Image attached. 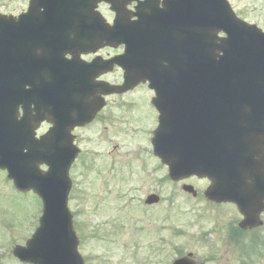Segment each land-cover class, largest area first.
Here are the masks:
<instances>
[{
    "label": "water",
    "instance_id": "obj_1",
    "mask_svg": "<svg viewBox=\"0 0 264 264\" xmlns=\"http://www.w3.org/2000/svg\"><path fill=\"white\" fill-rule=\"evenodd\" d=\"M119 1L31 0L19 19L0 18V170L8 171L19 191L37 194L44 206L32 240L15 251L22 262L84 264L68 210L69 170L78 154L72 131L90 123L103 107L100 93L125 92L149 82L160 112L155 154L173 180L210 177L207 196L218 202L235 200L232 187L243 171L236 162L253 150L258 136L253 124L261 120L264 125V110L259 119L242 111L256 108L244 98L264 97V33L239 20L227 0H167L163 10L152 12L141 6L135 22L117 6ZM102 2L117 12L113 26L96 11ZM29 25L42 26L47 35L42 40L46 84L37 94L27 90L28 82L14 79L11 68L12 44L31 40L22 37ZM221 32L227 37L220 38ZM106 45L126 47L124 56L107 63L124 68L123 87L95 83L99 63L80 60L81 54ZM67 55L73 59L66 60ZM20 105L25 116L18 120ZM43 120L53 128L38 141L34 131ZM42 164L47 172L40 170ZM246 170L252 176L253 167ZM158 201L152 196L148 202ZM175 264L194 263L182 259Z\"/></svg>",
    "mask_w": 264,
    "mask_h": 264
},
{
    "label": "rangeland",
    "instance_id": "obj_2",
    "mask_svg": "<svg viewBox=\"0 0 264 264\" xmlns=\"http://www.w3.org/2000/svg\"><path fill=\"white\" fill-rule=\"evenodd\" d=\"M229 2L239 17L264 29V0ZM27 5L28 0H0V13L16 16ZM101 11L109 16L107 8ZM110 78L122 80L121 74ZM127 97L149 98L150 93L142 89ZM109 110L104 113L108 120L78 132L83 153L71 173L69 208L86 264H166L180 252L206 264H264V246L258 247L259 255H247L249 249L245 254L239 242L249 238L235 239L234 227L227 226L233 220L228 206L212 205L202 193L193 198L182 184L166 179L167 169L152 155L151 121L126 119L122 112L109 116ZM143 123L147 130L139 128ZM6 177L0 172V264H17L6 245L28 239L41 202L16 193ZM195 184L198 190L202 186ZM153 193L161 201L148 207L145 200Z\"/></svg>",
    "mask_w": 264,
    "mask_h": 264
},
{
    "label": "flooded vegetation",
    "instance_id": "obj_3",
    "mask_svg": "<svg viewBox=\"0 0 264 264\" xmlns=\"http://www.w3.org/2000/svg\"><path fill=\"white\" fill-rule=\"evenodd\" d=\"M148 1V2H147ZM164 0H126L124 4L125 8L128 10V13L133 14L134 11H136V8L139 6V3H146L147 6L150 7H159L162 8ZM101 10L104 8L108 9L109 16L108 20L113 21L115 18V13L111 12L109 10V6L102 4L99 7ZM27 37L29 39H40L39 47L37 48V42L38 41H27L25 43H13L12 45V72L13 77L16 79V77H19V80L21 83L28 82L29 85H27V90H31L33 87V93L37 94L38 92L41 93L40 89L43 85L46 84V49L44 50V44L42 43L43 39L47 38L46 34L40 33H28ZM124 48L120 47L118 49H113L110 47H106L104 49H101L96 54H90V55H84L82 57V60L85 62H92L95 58H102L103 60H111L116 56H119L123 54ZM44 74V76H43ZM114 74H121L122 80H123V72L120 67L115 66L114 70L110 74L103 75L100 80L109 81L113 84H121L123 81H113L110 77ZM44 78V80H43ZM33 81L36 83H31ZM40 88V89H37ZM143 88V85H140L136 89L123 94V95H110L105 97L106 104L103 108V110L97 115L95 121L85 127V128H76L75 129V135H76V144L78 145V132L81 130H85L93 126L95 123H97L101 118H104L106 120L109 119V117L105 116L104 113H106L107 110H109L108 115L113 116L119 113H123L126 115V119H130L134 117L132 120H135V118H142L143 120H149L151 121L150 127H155V125L158 123V117L159 114L157 110L155 109L154 103H153V97L150 96L149 98L146 97H134L129 99L127 96L136 90ZM252 102H264V98H250ZM22 113V109L20 110ZM137 121V120H136ZM147 123L141 124V127L139 128L143 130H147L146 128ZM258 127L263 131L264 125L259 123ZM146 128V129H144ZM49 129V126L46 122H43L39 124V128L37 130V136L40 137L44 135ZM149 132V143L152 148V138L154 130H152V134L150 129ZM259 133L261 131L258 130ZM258 137L254 138V146L253 150L251 151L249 156L243 155L241 157L242 163L241 166L243 167H253L254 172H252V177L247 178L243 177L240 178L239 175L236 176L235 185H234V193L236 195V199L234 202H225V203H216L209 201L213 204H216L218 206H228L230 210H232L233 213V220L230 224L227 226L234 227L233 234L235 236V239H245L247 240L249 238L248 243H242V241L239 242V245L242 244L243 248H249L253 249L256 247H263L264 246V137L260 136L258 134ZM247 140V138L245 139ZM248 160V161H247ZM196 180L199 181L202 186L201 189L203 190V196L205 197V191L210 186V181L208 179H202L197 180L196 178H191L188 181ZM248 198H251L252 201H250ZM244 199H247L249 202L244 201ZM251 202V203H250ZM248 214V216H247ZM244 222H247L246 224H243ZM247 228V229H245ZM245 245V246H244ZM164 247H162L163 249ZM192 254V257H190L191 261L194 264H206L205 262L198 261L193 253H187V255ZM212 256V255H211ZM21 264V263H18ZM246 264H249L247 262Z\"/></svg>",
    "mask_w": 264,
    "mask_h": 264
}]
</instances>
